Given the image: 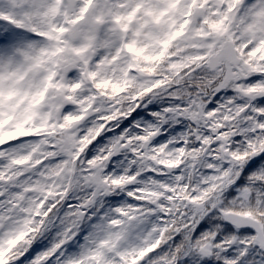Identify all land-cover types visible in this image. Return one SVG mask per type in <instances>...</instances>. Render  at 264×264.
Returning a JSON list of instances; mask_svg holds the SVG:
<instances>
[{
	"label": "clouds",
	"instance_id": "clouds-1",
	"mask_svg": "<svg viewBox=\"0 0 264 264\" xmlns=\"http://www.w3.org/2000/svg\"><path fill=\"white\" fill-rule=\"evenodd\" d=\"M0 264H264V0H0Z\"/></svg>",
	"mask_w": 264,
	"mask_h": 264
}]
</instances>
